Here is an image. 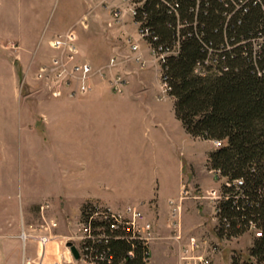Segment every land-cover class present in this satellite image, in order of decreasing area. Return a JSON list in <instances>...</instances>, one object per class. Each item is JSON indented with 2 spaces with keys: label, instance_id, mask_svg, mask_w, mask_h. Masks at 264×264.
<instances>
[{
  "label": "rangeland",
  "instance_id": "1",
  "mask_svg": "<svg viewBox=\"0 0 264 264\" xmlns=\"http://www.w3.org/2000/svg\"><path fill=\"white\" fill-rule=\"evenodd\" d=\"M86 8L84 0H0V30L7 34L0 42V50H3L7 60L20 69V61L15 58L11 48L5 47L12 38L10 36L22 37L25 45L34 46L41 36L49 38L56 30L69 27L79 36V57L89 59L94 69L106 68L109 58L116 55L119 61L116 66L134 70L135 74L137 72L135 81L148 85L155 83L156 93L149 96L130 91L126 97L133 102L128 106L107 103L98 106L92 117L83 115V128L98 134V142L93 146L91 156L84 157V160L93 162L98 174L129 171L133 175L143 171L147 183L140 187L131 186L124 196L131 200L137 195L147 197L154 194L160 198L163 210H166L164 201L168 197H177L182 182L178 197L170 199L180 203V241L185 242L188 237L184 236L186 234L183 230L189 231L184 229L181 201L186 197L184 204L190 203L194 197L196 199L191 207L198 211L199 217L193 223L207 229L203 236H207L211 243L218 244L215 263L231 264L234 255L240 260L246 259L249 242L254 237L253 231L229 239L214 236L217 225L214 207L220 199L223 179H218L209 167L208 155L219 143L191 136L177 118L168 116L167 107L172 106V98L163 90L159 62L147 45L142 43L146 53L142 57L144 63L141 61L140 65L129 58L131 54L125 40L129 33L121 35L124 33V30L120 32L122 24L111 25L105 20L103 11H97L86 20L87 25L84 26L78 19ZM40 51L46 55L49 52L48 46L44 45ZM36 66L37 62L28 72L21 97L33 98V93L49 97L44 87V91H36L41 85L38 83L37 86L32 79ZM0 68L3 69L0 70V77L4 78L1 72L5 73L7 68ZM93 81L104 82L106 79L96 74ZM9 93L10 87L4 83L0 95L3 98L0 103V230L12 228L18 234L24 230L34 237L31 248L28 245L25 252L20 249L21 259L29 260L30 264H56L59 258H62L63 264H85L81 259H75L66 245L71 241L77 248L78 237L82 232L79 221L70 226L68 219H62L57 213H41L39 208L40 202L45 204L51 196L62 194V122L57 124L61 136L44 140V143L33 132H27L14 114L11 116L6 113L11 110L10 101H6V97H10ZM124 95L112 90V93L104 97L113 99ZM183 188L187 190L186 196L181 193ZM197 195L199 197H195ZM37 200L38 203L33 202ZM50 220L57 223L51 231L31 230L28 227L31 225L39 228L41 223ZM66 234L68 238L64 237ZM161 234L155 233L156 238L169 240L171 237L165 232ZM175 242L174 245L169 244L176 250L174 253L175 250H170L165 241L153 239L147 264H178V242Z\"/></svg>",
  "mask_w": 264,
  "mask_h": 264
},
{
  "label": "trees",
  "instance_id": "2",
  "mask_svg": "<svg viewBox=\"0 0 264 264\" xmlns=\"http://www.w3.org/2000/svg\"><path fill=\"white\" fill-rule=\"evenodd\" d=\"M139 1L137 18L153 46L179 44L162 63L176 118L191 136L219 143L208 155L223 179L216 236L253 231L247 258L234 255L231 264H264V0ZM90 204L81 219H88ZM90 223L93 235L103 234L88 240L98 264H146L145 248L126 236L129 230Z\"/></svg>",
  "mask_w": 264,
  "mask_h": 264
},
{
  "label": "crops",
  "instance_id": "3",
  "mask_svg": "<svg viewBox=\"0 0 264 264\" xmlns=\"http://www.w3.org/2000/svg\"><path fill=\"white\" fill-rule=\"evenodd\" d=\"M84 2L86 3L87 8L78 19L84 26L87 25L86 20L88 21V18L94 15V13H97V11H103L105 20H108L111 25L122 24L120 27V32L121 30H124V33L121 34L122 36L127 33H134L135 26L131 24L128 17H125L121 22H115L113 19L111 11L113 6L119 3V0H103V2H98L97 0H84ZM68 29L71 28L68 27L62 30H56L49 38L41 36L34 46L25 45L22 37L10 36L12 38L9 40L8 44L5 45V47L11 48V51L15 54V58L20 61V69L15 65V63L7 60L2 53L3 50H0V66L7 68L5 73L1 72L5 79L2 76L0 77V95L4 83L10 87V97H6V101H10L11 110L6 111V113L12 114L11 116L14 114L16 117L15 119L21 121V123L26 127L25 129L27 132H33L34 135H37L44 143L46 140L49 141L51 138L53 140V138L61 136V134L57 131V124L62 122V156H64V158L62 157V194L51 196L50 199L47 200L48 206L43 210L40 209V212L43 213L44 211H48L52 214L57 213L62 219H66V221L68 219L71 226L75 221H80L82 206L88 201L98 202L114 210H120L128 204H136L142 208L141 210L144 212L146 218L152 221L155 233L161 234V232H165V234L172 236V228L169 221V200L171 198L175 200L178 197L182 187V182L180 183L177 197H168L167 201H164L166 210H163L160 198L154 194L147 197L137 195L131 200L126 199L124 196L126 191H128L131 186L140 187L147 183L143 171L133 175H131L129 171H108L106 174H98V169L95 165H93V162L84 160V157L91 156L93 146L98 142V134L91 129L83 128V115L85 114L92 117L93 114L97 112L98 106L105 105L107 103H110L111 105L116 104L117 106H128L129 103L133 102V100L126 97L130 91L136 93L142 92L145 96H149L154 92L156 93L155 83L153 85H148L147 83L142 82L139 83L135 81L137 72L135 74L134 70L129 68L126 69L122 66H115L113 71H120L124 73L128 79V83L126 84L123 92L125 95L119 96L118 98L106 99L104 97L110 92L112 93V89L107 81H93L91 90L84 95L70 96L65 93L58 98L50 96L49 93V97L36 96L35 93H33V96H35L33 98L20 96L24 84L26 83L28 72L32 68L33 64L37 62V69L39 64L45 62L52 53V50L49 48L48 41L55 34L65 32ZM3 36H7V34L5 35L0 30V42L1 40H4ZM78 40L79 36L77 34L78 59L90 62L89 59L79 57L81 54ZM44 45L48 46L49 49V52L46 55L45 52L43 55L40 51ZM142 51L145 55L146 49L144 44H142ZM25 61L26 63H23ZM91 65L93 66L94 64L91 63ZM0 70L3 69L0 68ZM32 79L33 82L39 86L38 82L34 79L33 73ZM149 86H151V89ZM43 89V86L40 85V87L36 88V91H44ZM95 94H99L100 97H92ZM155 100L159 101L156 98ZM2 101L3 98L0 97V103H2ZM171 102L172 106L167 107L168 116L173 115L176 118L173 99H171ZM121 111L123 112V110ZM195 197H199V195ZM195 199L193 197L191 198L190 203L185 204L183 200L181 201V207L184 211V229L189 230H183L186 234L184 236H190L193 234L203 236L207 233V229L203 226H197L193 223L195 219L199 217L198 211L193 210L191 207L192 202ZM33 202L38 203L39 201L37 200ZM41 205H43L42 202H40V206ZM54 228H56V226ZM214 236H216V233ZM58 237H61V235ZM64 237L68 238L69 236L66 234ZM204 237L207 238V236ZM33 239L34 238H29L23 243L19 234L13 232L12 228L1 229L0 264H30L29 260L21 259L20 249L22 248L25 252L28 245V248H31L32 243L34 244L32 241ZM168 239L169 240H164L163 238L157 237L154 240L165 241L167 246H169V249L174 251L175 249H172L170 247L172 245L169 244L174 245L176 242L171 237ZM54 242L57 247L56 240ZM251 242L252 240H250L248 247L251 245ZM175 252L176 250L174 253ZM58 262L59 264H63L62 258H59Z\"/></svg>",
  "mask_w": 264,
  "mask_h": 264
},
{
  "label": "built area",
  "instance_id": "4",
  "mask_svg": "<svg viewBox=\"0 0 264 264\" xmlns=\"http://www.w3.org/2000/svg\"><path fill=\"white\" fill-rule=\"evenodd\" d=\"M103 2V0H97ZM143 1L139 0H120L119 3L113 6L111 11L115 22H121L125 17H128L131 24L135 26L134 34L127 33L125 38L128 45V50L131 56L129 58L142 64L144 63V53L142 51V43L147 45L154 58L159 62L161 68V83L163 90L167 93V84L165 75L162 71V63L169 54H175L178 51L179 44L176 43L171 50H162L161 47L153 46L149 38V28L144 26L142 20L137 18L138 9L142 6ZM49 48L52 53L45 62H42L37 67L34 73V79L41 83L52 97H60L63 94L70 96L84 95L92 88L93 76L99 74L102 79H106L111 89L116 93H123L128 79L126 75L120 71H113L118 64L117 56L112 55L109 58L106 68L94 69L90 62L78 59L77 34L75 30L68 29L65 32L55 34L48 41ZM255 48L258 45L254 43ZM200 70V66L196 67V71ZM171 98V97H170ZM184 196L187 195V190L181 191ZM170 205V225L172 228V238L178 242L177 259L178 264H216L214 255L217 252L218 244L211 243L204 236L190 235L185 242H181L182 230L180 219V203H175L174 200H169ZM48 206V203L40 206L43 210ZM90 208L92 212L88 219L82 218L79 221L80 230L82 231L78 237L77 250L79 258L85 264H98L97 260L88 253V240L96 239L103 234L93 235L91 220L109 221L110 226L118 229L120 226L130 231L129 238L137 239L145 248L144 261L146 264L150 259L151 241L156 238L155 229L152 221L146 218L144 212L136 204H128L120 210H114L104 206L98 202H91ZM219 211L218 203L214 207L215 218ZM57 225L56 221L50 220L46 223H41L38 227L29 225V229L48 230ZM98 232L102 231V227H97ZM19 237L24 242L27 238H34L26 231H22ZM129 254H132L130 251ZM50 264V263H48ZM55 264V263H53ZM56 264H59L57 262Z\"/></svg>",
  "mask_w": 264,
  "mask_h": 264
},
{
  "label": "water",
  "instance_id": "5",
  "mask_svg": "<svg viewBox=\"0 0 264 264\" xmlns=\"http://www.w3.org/2000/svg\"><path fill=\"white\" fill-rule=\"evenodd\" d=\"M66 245L69 247L73 257L75 259H78L79 258V253H78V250H77L76 246L71 241H68L66 243Z\"/></svg>",
  "mask_w": 264,
  "mask_h": 264
}]
</instances>
